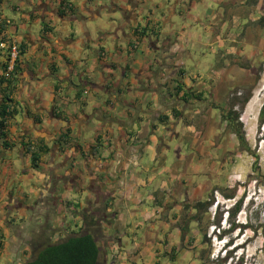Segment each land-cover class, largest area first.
I'll list each match as a JSON object with an SVG mask.
<instances>
[{"label":"crops","instance_id":"1","mask_svg":"<svg viewBox=\"0 0 264 264\" xmlns=\"http://www.w3.org/2000/svg\"><path fill=\"white\" fill-rule=\"evenodd\" d=\"M0 22L19 49L0 138V264H23L45 221L80 230L82 211L103 219L102 264H203L202 226L185 220L215 186L201 174L233 159L223 113L261 75L264 0H0Z\"/></svg>","mask_w":264,"mask_h":264},{"label":"rangeland","instance_id":"2","mask_svg":"<svg viewBox=\"0 0 264 264\" xmlns=\"http://www.w3.org/2000/svg\"><path fill=\"white\" fill-rule=\"evenodd\" d=\"M107 22L108 19L104 23ZM201 22L205 23V20ZM90 23L95 24L94 28L97 25L94 22ZM107 26L109 25L107 24ZM232 32L236 34L234 27ZM260 68L262 69L261 75L257 79L256 77L251 78L254 81L253 84L250 83L248 89L240 97L242 100L249 91L251 92V103L246 111H244L245 106L243 107L238 118L242 124L244 141L241 142L233 134L231 135L234 146L229 153L233 159H228L230 161V163L228 162V171L222 172L220 177H217L214 176L211 169L207 168L209 173L201 174L202 178L205 177L207 181L211 182H208L209 184H215L211 187L207 197L209 201H212V204L208 208L207 216L205 215L206 217L204 216L205 218L201 220L202 229L205 230L206 238L209 241L206 251L209 262H213L210 264H216L222 260L225 253L223 245L225 241L229 240L236 248L231 250V258L224 264H264V126L259 127L258 125L259 110L264 102V60L255 71L258 72ZM242 80L245 82L244 79ZM236 90L237 88H234L229 92L230 103L236 98L235 94L238 93H235ZM234 110L240 109L236 106ZM222 131L223 135L229 134L224 124H222ZM226 145L228 146V143ZM168 146L166 157L174 158L176 155L174 148L177 147V142L173 140L168 143ZM183 152H186V148L181 149V153ZM225 156L219 157L218 162L224 164L228 157ZM183 172L182 170L181 174ZM188 172L190 180L195 181L196 178L194 179V174L191 173L192 168ZM179 176L178 173L162 175L163 178H169L171 181ZM238 200H241V209L232 218L229 209ZM200 214L203 215L202 212ZM231 223L238 224L242 228L228 233ZM31 225L29 223L25 231L32 232ZM219 233L221 234L220 239L216 237ZM182 263L200 264L191 255H186Z\"/></svg>","mask_w":264,"mask_h":264},{"label":"trees","instance_id":"3","mask_svg":"<svg viewBox=\"0 0 264 264\" xmlns=\"http://www.w3.org/2000/svg\"><path fill=\"white\" fill-rule=\"evenodd\" d=\"M2 26H4V22H0V34L4 29ZM13 80V76H10L9 79H6L2 74L0 75V86H2L3 82L5 83V87H1L2 99L0 102V138H3L7 123L11 120L15 113L14 105L11 100L13 93ZM181 90L182 87L178 85L176 87L177 94L178 91L180 92ZM250 94L251 92L249 91L248 95L243 97L242 100L234 98V101L230 103V107L223 113V119L227 121V126L233 131L237 139H239L241 142L244 141V136L242 124L239 122L238 118L240 117L243 107L249 101L251 97ZM190 97L192 96L184 92L179 100L183 104L188 103L189 100H192ZM195 99H197V101H201V95ZM236 106H238L240 110L235 111L234 108ZM171 111L175 118L179 117L181 114V112L175 107H172ZM167 119L168 118L166 116H163L159 120L160 122H165ZM258 121L259 127H263L264 102L259 110ZM68 134L69 131L67 132V135H64V137L68 136ZM64 137L61 138L62 142H64ZM26 147L32 153V162L34 166L38 161L40 150L31 149L30 144ZM211 204L212 201L209 200L195 203L193 209H195L196 214L185 220V223L188 221V223L196 222L201 224V220L204 215H207L208 208ZM240 209L241 200H238L234 203L231 209H229L231 217L234 218ZM32 212L34 215H37V208L33 209ZM200 212H202L203 215H200ZM79 214L83 223V228L76 232L65 233L63 236L59 235L61 230L59 226L53 228L48 221H45L43 228H41L40 231L34 235L30 241H28L29 257L23 264H102L99 242L104 241V237L102 236L103 219H101V216L93 217L90 213H85L84 211L80 212ZM227 215L229 216V212ZM241 228L242 227L240 225L231 223L228 228V233ZM181 230L184 234L186 232L185 226L181 227ZM201 232H203V240L209 242L206 238L205 230H201ZM216 237L220 239L221 234L219 233ZM227 242H230L227 243L228 247L231 245V240ZM227 251L229 250H225L222 260L216 264H224L229 258H231V251ZM210 263L213 262H209L208 257L207 259L203 260V264Z\"/></svg>","mask_w":264,"mask_h":264},{"label":"built area","instance_id":"4","mask_svg":"<svg viewBox=\"0 0 264 264\" xmlns=\"http://www.w3.org/2000/svg\"><path fill=\"white\" fill-rule=\"evenodd\" d=\"M4 49H7V59L2 70V75L8 79L14 70V64L18 57L19 49L16 41H9V43L6 41H0V50Z\"/></svg>","mask_w":264,"mask_h":264},{"label":"clouds","instance_id":"5","mask_svg":"<svg viewBox=\"0 0 264 264\" xmlns=\"http://www.w3.org/2000/svg\"><path fill=\"white\" fill-rule=\"evenodd\" d=\"M227 243H230V242L225 241V244L223 245V247L225 248V250L228 249L229 251H231V250H233L234 248H236V246H234L233 243H231V245H229V246L227 247ZM232 244H233V245H232Z\"/></svg>","mask_w":264,"mask_h":264},{"label":"water","instance_id":"6","mask_svg":"<svg viewBox=\"0 0 264 264\" xmlns=\"http://www.w3.org/2000/svg\"><path fill=\"white\" fill-rule=\"evenodd\" d=\"M107 24H109V26L108 27H111V25H117V22H114V20H109L108 22H107ZM118 27V26H117ZM113 31H115V28H113Z\"/></svg>","mask_w":264,"mask_h":264},{"label":"flooded vegetation","instance_id":"7","mask_svg":"<svg viewBox=\"0 0 264 264\" xmlns=\"http://www.w3.org/2000/svg\"><path fill=\"white\" fill-rule=\"evenodd\" d=\"M118 29H119L118 27H117V28H115V31L117 32V31H118ZM241 96H242V95H241Z\"/></svg>","mask_w":264,"mask_h":264}]
</instances>
